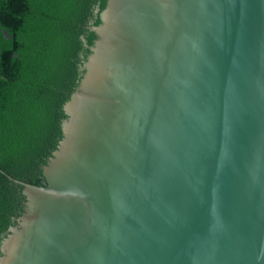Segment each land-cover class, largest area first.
<instances>
[{
	"label": "water",
	"instance_id": "95a60500",
	"mask_svg": "<svg viewBox=\"0 0 264 264\" xmlns=\"http://www.w3.org/2000/svg\"><path fill=\"white\" fill-rule=\"evenodd\" d=\"M101 19L0 264H264V0Z\"/></svg>",
	"mask_w": 264,
	"mask_h": 264
},
{
	"label": "trees",
	"instance_id": "16d2710c",
	"mask_svg": "<svg viewBox=\"0 0 264 264\" xmlns=\"http://www.w3.org/2000/svg\"><path fill=\"white\" fill-rule=\"evenodd\" d=\"M107 0H0V169L43 184L63 137ZM6 30L10 37L4 34ZM22 187L0 171L1 245L24 211Z\"/></svg>",
	"mask_w": 264,
	"mask_h": 264
}]
</instances>
